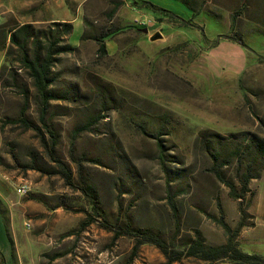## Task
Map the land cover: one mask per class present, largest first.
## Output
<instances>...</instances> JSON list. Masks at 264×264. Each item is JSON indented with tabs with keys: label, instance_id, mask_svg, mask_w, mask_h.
Instances as JSON below:
<instances>
[{
	"label": "rangeland",
	"instance_id": "obj_1",
	"mask_svg": "<svg viewBox=\"0 0 264 264\" xmlns=\"http://www.w3.org/2000/svg\"><path fill=\"white\" fill-rule=\"evenodd\" d=\"M51 1L0 0V27L57 15ZM143 1L187 23L160 22ZM68 9L73 16L75 7ZM72 18L68 42L77 52L62 55L55 71L58 87L79 96L51 106L55 152L39 133L10 122L24 100L6 85L8 72L0 82V264L168 263L157 246L124 234L127 227L161 234L171 250H179L173 264H210L185 257L183 250L199 233L208 245H224L220 221L237 233L243 251L264 256V166L250 192L235 200L197 142L205 130L264 138V0H89L84 32ZM137 19L152 24L140 26ZM52 23L35 25L46 29ZM157 33L162 38L151 41ZM221 36L242 39L246 49L233 42L241 57L222 41L213 51ZM101 39L109 51L103 59ZM19 75L31 90L28 117L51 145L31 81L23 70ZM94 77L112 84L118 97L103 112L91 94ZM100 113L104 118L74 136L76 127ZM159 141L166 168L158 158ZM59 163L72 170L73 185ZM223 175L236 178L235 167ZM81 178L93 188L96 209L80 188ZM20 184L30 186L27 196L17 194Z\"/></svg>",
	"mask_w": 264,
	"mask_h": 264
},
{
	"label": "trees",
	"instance_id": "obj_2",
	"mask_svg": "<svg viewBox=\"0 0 264 264\" xmlns=\"http://www.w3.org/2000/svg\"><path fill=\"white\" fill-rule=\"evenodd\" d=\"M145 7L150 9L157 15L158 21H167L171 24H186L187 21L176 16L171 11L158 7L150 2L143 1ZM73 25L71 23L53 22L52 26L42 29L36 27L35 24L15 23L0 27V51L5 52V63L0 71V82L6 72L9 73V80L6 85L15 87L23 97L24 107L20 114L10 120L12 124H22L25 128L36 131L40 134L45 147L50 152H55L58 145V135L52 127L50 114H52L51 106L53 102L74 101L77 102L79 96L72 89L61 90L58 87L59 77L55 71L61 61V56L66 54H74L77 47L68 42L73 34ZM229 39L239 44L244 49L247 46L242 39L235 37L221 36L217 41V47L221 41ZM68 42V43H67ZM98 56L103 59L109 56L107 45L103 39L98 43ZM19 70H23L28 80L31 81L33 89V97L35 103L40 108L39 121L49 133L51 145L46 141V136L42 133L41 128L36 122L31 121L28 117L27 110L29 100L31 98L30 89L27 81H22ZM112 84L105 82L99 77H94L93 88L91 94L96 96V104L99 106L100 112L108 109L117 100V95ZM78 95V96H77ZM102 114H98L91 120L79 127H76L74 136L77 133L90 129L92 122H99L104 118ZM143 132L147 133V129L143 125ZM4 131L5 123L1 125ZM198 145L207 154L213 164V172L221 179V181L229 188L230 195L233 199H243L250 192L251 182L261 173L264 166V138L249 133H240L231 135V137H223L219 133L212 130L203 131L198 139ZM158 158L166 168L167 155L164 145L161 141L157 143ZM76 156V155H75ZM74 158V157H73ZM77 163V157L74 158ZM235 167L236 178L228 179L223 175L224 169ZM60 174L65 178L66 182L73 185V172L63 163H59ZM237 182L240 187L237 186ZM80 188L82 192L89 198L93 209L97 208L96 195L92 186L88 181L80 179ZM220 226L227 235V242L221 246L208 245L199 233L194 241L189 243L183 250L184 256L187 258H195L210 264L228 260L233 264H264V256L259 254H250L243 251L237 242V233L233 232L231 227L220 221ZM124 234H131L140 244H153L157 246L167 257L168 263L173 264L177 259L179 250H171L168 243L161 234L150 231L136 229L130 227L123 229ZM181 252V251H180ZM4 263V261H3Z\"/></svg>",
	"mask_w": 264,
	"mask_h": 264
},
{
	"label": "crops",
	"instance_id": "obj_3",
	"mask_svg": "<svg viewBox=\"0 0 264 264\" xmlns=\"http://www.w3.org/2000/svg\"><path fill=\"white\" fill-rule=\"evenodd\" d=\"M89 0H52L51 1V7L54 6V4L57 5V15H55V11H51L49 17H47L45 20H35V21H27L25 23H51V22H62V23H71L73 25V30H74V23L76 22V19L72 18L75 15L77 16V24H79L80 27H82L83 32L85 31V23H84V16H85V4H87ZM69 3V6H68ZM75 7V13L70 14L69 7ZM22 23V24H25ZM221 43V42H220ZM224 44L223 47L227 51H232L235 55L237 54L238 56L241 57V54L243 53V50L237 47V44H234L233 42H226L222 41ZM239 46V45H238ZM220 47L217 46L213 51L217 50ZM214 56V55H213ZM216 56V55H215ZM4 58H5V53L0 51V71L4 63ZM235 62V63H234ZM233 62V65L238 68L240 66L241 62L239 59H235ZM1 224V223H0ZM2 232V227L0 225V233ZM4 257V256H3ZM5 263H7L6 256L4 257Z\"/></svg>",
	"mask_w": 264,
	"mask_h": 264
},
{
	"label": "built area",
	"instance_id": "obj_4",
	"mask_svg": "<svg viewBox=\"0 0 264 264\" xmlns=\"http://www.w3.org/2000/svg\"><path fill=\"white\" fill-rule=\"evenodd\" d=\"M136 23L140 26H149L152 24L151 21H146V20H136ZM1 24V21H0ZM16 192L19 196H27L30 192H31V188L29 185L27 184H20L17 186L16 188ZM27 226H30L29 224H27Z\"/></svg>",
	"mask_w": 264,
	"mask_h": 264
},
{
	"label": "water",
	"instance_id": "obj_5",
	"mask_svg": "<svg viewBox=\"0 0 264 264\" xmlns=\"http://www.w3.org/2000/svg\"><path fill=\"white\" fill-rule=\"evenodd\" d=\"M145 33H148V29L144 30ZM162 38V35L160 33H157L151 37V41H157Z\"/></svg>",
	"mask_w": 264,
	"mask_h": 264
}]
</instances>
